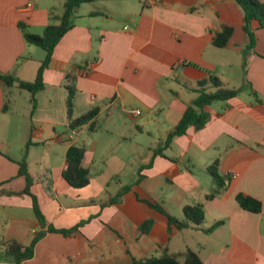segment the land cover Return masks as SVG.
<instances>
[{
	"label": "crops",
	"instance_id": "obj_1",
	"mask_svg": "<svg viewBox=\"0 0 264 264\" xmlns=\"http://www.w3.org/2000/svg\"><path fill=\"white\" fill-rule=\"evenodd\" d=\"M64 2L0 0V76L36 78L45 51L26 42L24 31L42 34ZM222 24L233 32L218 47ZM251 26L254 45L246 49L235 0H91L76 8L54 47L34 107L29 91L0 77V241L28 245L40 229L78 225L66 235L46 231L21 264H129L163 248L192 249L202 264H264V27ZM210 76L229 88L249 83L262 102L248 87L216 100L204 107L203 128L189 126L164 147L198 90H213ZM89 112L67 140L71 123ZM71 144L84 148L90 174L81 188L62 176ZM23 155L44 226L21 193ZM209 167L224 183L212 198ZM238 193L260 200L261 211L241 208ZM149 201L178 218L186 204L200 203L204 221L178 229ZM0 264L13 263L0 254Z\"/></svg>",
	"mask_w": 264,
	"mask_h": 264
},
{
	"label": "trees",
	"instance_id": "obj_2",
	"mask_svg": "<svg viewBox=\"0 0 264 264\" xmlns=\"http://www.w3.org/2000/svg\"><path fill=\"white\" fill-rule=\"evenodd\" d=\"M89 1L91 0H65L64 10L62 14L53 15L51 17V23L46 25L42 34H34L24 31V38L26 42L38 46L45 51V57L40 63L36 78L33 81H23L16 78L13 74H3L0 77L4 80L7 86L16 84L18 88L29 91L31 94L32 107H34L35 104L34 94L37 91L41 90L44 86L42 74L44 68L48 65L54 47L56 46L60 38L73 26V17L76 8L81 3ZM235 2L242 10L243 29L248 36L246 49H251L254 45L255 39L251 24L252 22H254L256 23L257 27H264V3H262L260 0H235ZM232 32L233 28L231 26L222 24L220 31H218L214 36V45L218 47H224L227 44L230 36L232 35ZM209 81L213 90H206L204 88L198 90L197 96L194 98L191 104L186 107L184 113L182 114L178 123L175 125L174 129L166 136V139L163 143L164 147L168 146L175 136L184 134L189 126H192L194 129L203 128L210 118V114L205 111L204 107L216 100H228L230 98H233L237 96L244 88L248 87L255 101L262 102L256 91L252 89L249 83H246L244 87L242 86L238 88H229L225 87L216 76H210ZM68 89V104H70L71 98L73 96V89L72 87H68ZM92 115L93 113L89 112L80 116L71 123V128L87 122ZM155 152L162 153V147H156ZM83 156L84 148L76 146L74 144H71L66 151L67 164L62 171V176L69 185L75 188L86 186L90 180L89 171L82 166ZM17 163L19 165L18 174L24 176L26 181L25 187L21 191V193H25L31 196L35 216L39 224L41 226H44L45 221L39 209L37 198L30 191V186L33 180L27 169L25 155H23L22 158L17 161ZM209 170L212 174L213 180L216 183L217 189L206 195V198H212L213 196H215L224 185L222 179L215 172V170L211 167H209ZM126 188L124 189L126 190ZM235 198L240 207L244 210L251 212L261 211L262 203L260 200L248 195H244L242 193L236 194ZM118 199L119 197H115L111 200L114 201ZM148 203L155 207L158 211L166 214L169 224L174 225L178 229L192 226L199 227L204 221V210L202 204L200 203L186 204L182 209V218H178L166 213L163 207L158 203H154L151 201H149ZM151 222V220H146L140 226V231L145 232L150 226ZM219 224L220 221H217L211 226L204 228L203 231L206 233L211 232ZM77 228L78 225L73 226L69 229L60 230H56L52 226H49L47 230L40 229L33 235L28 245H23L12 239L0 241V246L2 249L0 254L4 259L11 261L13 264H21L23 260L31 258L33 256L35 244L40 239V237L45 234L46 231H58L66 235L71 233L72 231L77 230ZM129 264H202V259L197 254V252L189 248L177 253L169 252L166 248H163L162 252L159 255H152L140 259L134 258Z\"/></svg>",
	"mask_w": 264,
	"mask_h": 264
},
{
	"label": "built area",
	"instance_id": "obj_3",
	"mask_svg": "<svg viewBox=\"0 0 264 264\" xmlns=\"http://www.w3.org/2000/svg\"><path fill=\"white\" fill-rule=\"evenodd\" d=\"M27 6H31V3L28 2V3H27ZM86 72H87L86 70H82V71L80 72V74H81V75H85ZM135 113L138 114L139 111L136 110ZM76 133H77V128H76V127L71 128V129L69 130V132H67V133L65 134V138H66L67 140H72V139L74 138V136L76 135Z\"/></svg>",
	"mask_w": 264,
	"mask_h": 264
},
{
	"label": "rangeland",
	"instance_id": "obj_4",
	"mask_svg": "<svg viewBox=\"0 0 264 264\" xmlns=\"http://www.w3.org/2000/svg\"><path fill=\"white\" fill-rule=\"evenodd\" d=\"M23 93H27L26 91H23Z\"/></svg>",
	"mask_w": 264,
	"mask_h": 264
}]
</instances>
